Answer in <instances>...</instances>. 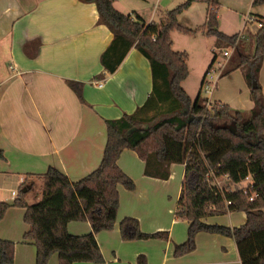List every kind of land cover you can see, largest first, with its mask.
I'll return each mask as SVG.
<instances>
[{"label":"crops","instance_id":"0c3cea01","mask_svg":"<svg viewBox=\"0 0 264 264\" xmlns=\"http://www.w3.org/2000/svg\"><path fill=\"white\" fill-rule=\"evenodd\" d=\"M176 1L113 0V7L122 14L140 17L147 24H159L161 9L166 14ZM209 10L210 4L195 1L177 20L180 24L184 20L181 25L188 29H200L207 22ZM247 15L259 22L264 18V4L253 6V0L218 2V30L227 36L243 33L238 39V50L239 47L247 50V38H254L256 33V22L245 24ZM111 39L110 31L98 24L94 4L78 0H0V151L3 154L0 179L19 188L27 179L40 180L53 167L71 182H77L98 167L106 144L105 121L132 114L144 105L153 88L149 61L135 48H131L113 74L103 73L100 56ZM214 56L215 63L217 56ZM230 61L231 58L225 71L219 73L218 68L219 80L237 71L244 73L234 69L237 62ZM212 67L207 72L209 76L214 72ZM205 78L202 77L201 83ZM69 81L82 85L81 100L69 88ZM201 83L199 90L203 87ZM258 83L264 95V57ZM252 106L253 103L250 110ZM117 164L135 188L127 191L118 187L114 227L95 235L103 257L99 264H241L232 238L205 232L196 235L192 252L174 256V246L187 238L188 222L175 216L184 164L169 165L166 180L145 176L144 162L132 150H124ZM175 179L181 180L177 191L170 185ZM34 198L39 201L41 195ZM0 203L5 200L0 198ZM240 213L238 224L229 228L245 223L246 216ZM124 218L136 219L144 234L163 236L122 241L119 224ZM203 222L213 225L207 219ZM66 229L73 236L91 232L85 221L69 222ZM0 239L13 242L19 238L0 233ZM21 244L32 249L19 251L23 256L18 257L15 245L13 264H35L34 245L24 240ZM49 264H58V256L52 257Z\"/></svg>","mask_w":264,"mask_h":264},{"label":"trees","instance_id":"16d2710c","mask_svg":"<svg viewBox=\"0 0 264 264\" xmlns=\"http://www.w3.org/2000/svg\"><path fill=\"white\" fill-rule=\"evenodd\" d=\"M78 1L94 4L98 24L112 34L111 42L100 56L103 73L113 74L131 48H135L149 61L152 92L144 105L132 114L105 121L106 144L100 164L93 172L71 182L61 171L49 167L40 177L41 199L32 205L26 203L25 195L31 186H26L25 180L19 186V197L12 204L0 203V219L10 207L25 210L24 221L29 230L23 240L34 245L35 264H47L53 253L58 256V264L102 263L95 235L114 227L119 205L118 187L127 191L135 188L117 164L120 154L128 149L144 162L147 177L166 180L169 165L185 166L175 216L188 222L187 238L174 246V256L192 252L196 235L205 232L232 238L241 264H264V96L258 83L264 57V18L260 19L261 27L255 33L254 52L250 57L237 49L239 35L227 36L218 30L219 0H185L168 11L159 24H147L138 16L120 13L113 7V0ZM195 1L214 6V11H208L203 34L213 37L220 49L230 47L237 53L234 69L244 71L253 103L247 116L224 104H209L210 109H207L208 101L201 97V89L191 100L182 87L189 76L188 55L172 49L171 33L190 35L195 32L179 25L177 20ZM262 4L264 0H253V6ZM214 61L213 55L207 72ZM253 81L257 84L254 89ZM67 84L81 100L82 85L72 81ZM210 171L217 177L227 176L236 189L219 192L213 188L206 182ZM248 176L258 193L252 202L239 190ZM225 201L230 205L225 206ZM226 212H243L245 223L229 228L203 222L207 217ZM72 221L88 222L91 232L84 236L70 235L66 226ZM119 234L126 242L163 236L162 233H142L133 218L120 222ZM14 250L13 242L0 239V264H13Z\"/></svg>","mask_w":264,"mask_h":264},{"label":"rangeland","instance_id":"374dc122","mask_svg":"<svg viewBox=\"0 0 264 264\" xmlns=\"http://www.w3.org/2000/svg\"><path fill=\"white\" fill-rule=\"evenodd\" d=\"M183 1L177 0L176 3L175 2L172 3L175 5L171 4L169 7V11L174 9L175 6H177V4H180V2L182 4ZM161 11H162V17L160 16V18H162L161 20H165L164 8H162ZM209 11L211 12L214 11V6L212 4L210 5ZM181 22H182L181 24L185 23L184 20H182ZM181 24L179 23V25ZM258 29L259 28H257L256 26L254 27L255 31H257ZM194 31L195 32H193L190 35L181 34L179 32L171 33L172 42L174 41L173 42L174 45L172 46V49L174 51L186 52L188 55L187 65L189 70V76L184 81V83H182L183 84L182 86L185 87L187 95L190 97L191 100H193L196 97L200 88L202 77L205 76L207 72L206 70L212 61V57L214 54H216L217 60L212 67V71L214 72H211L210 76H206L205 78L206 81L212 82L213 87L211 86V91H209V89H206V83H205L201 90L202 98H208L207 99L208 103L206 104L207 109H210L209 104L212 105L221 104L219 102L210 101V100H216V101H223L228 105H230V107L238 111H249L250 105L252 103L251 94H250L251 91L244 79V73L237 71L230 77H224L221 78L220 80L218 79L219 76L218 68H219V73L225 71L228 67V61L230 58H231L230 61L231 63L237 62V53L234 52L233 48L230 47H226L225 48L226 50L220 49L217 46V44H214L213 37L205 36L203 34L202 28L194 29ZM242 34L243 33L240 34L239 38L242 36ZM247 40H248L247 41L248 44L246 45L247 50H243L241 47H239V51L242 52L243 54L248 53V55L251 57L254 52L253 50L254 38L248 37ZM224 51H227L229 53L228 58L223 57ZM211 76L213 80L211 79ZM247 115L248 114H245V116ZM218 182L222 189H224L225 191H227L228 189L230 190L231 184L228 180L223 178L218 180ZM180 183H181L180 179H175L170 182V185L174 191H177V188L178 186H180ZM243 185L244 184L242 183L241 186ZM26 186L29 187L31 186V190H30L31 193L25 195V201L27 204L32 205L38 201V199L34 197H40L41 195L42 181L41 179L34 181L27 179ZM11 191L16 192V196H11ZM0 195H1L0 198L4 199L6 204H12L13 201L19 197L20 188L14 187L7 180L0 179ZM24 214H25L24 209L17 207H10L5 211L2 218L0 219V233L3 235L5 234L7 236H11V238H19L16 241H13L18 251L17 252L18 257L23 256V253L19 251L25 249H32L29 248V246H24L23 244H21L23 240L24 232L26 230L27 231L29 230V226L24 221ZM240 217H241L240 212H234V213L232 212V214H227L226 212V215H215V216L207 217L206 219L207 222H210L213 225L232 227L238 224ZM15 234L18 235L16 236ZM52 257H54V259H57L56 253L50 255L47 264H49Z\"/></svg>","mask_w":264,"mask_h":264},{"label":"built area","instance_id":"2783aa9c","mask_svg":"<svg viewBox=\"0 0 264 264\" xmlns=\"http://www.w3.org/2000/svg\"><path fill=\"white\" fill-rule=\"evenodd\" d=\"M254 22H256L258 28L261 27V22L260 21L259 22L255 21V19L253 17H251V15H247L245 17V24L246 23L253 24ZM152 40H154V37L152 38ZM223 57L228 58L229 57V53L227 51H224L223 52ZM206 76H209V73H207ZM205 83H206V89L211 90V86L213 87L212 82L206 81L204 79L203 85ZM97 86L98 87H102V84H98ZM223 178L226 179V180H228V177L227 176L217 177L216 174L213 171H210L206 175V182L208 184H210L213 188H215L216 190H218L219 192H222L224 189H222L220 187L218 180L223 179ZM243 184H244L243 186H240L239 187V190H242V192H243L244 195L247 194V200L249 202L254 201V199H256L258 197V193L253 189V184H252V178H251V176H248L247 178H245V180L243 181ZM235 189H236V185L231 184L230 185V190L228 189L227 191H234ZM11 196H16V192H11ZM228 205H230V202L229 201H225V206H228Z\"/></svg>","mask_w":264,"mask_h":264},{"label":"water","instance_id":"95a60500","mask_svg":"<svg viewBox=\"0 0 264 264\" xmlns=\"http://www.w3.org/2000/svg\"><path fill=\"white\" fill-rule=\"evenodd\" d=\"M256 87H257V84H256L255 81H253V82H252V88L254 89V88H256Z\"/></svg>","mask_w":264,"mask_h":264}]
</instances>
